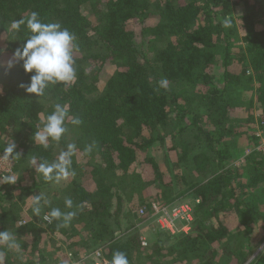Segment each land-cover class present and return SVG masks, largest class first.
<instances>
[{"label":"trees","instance_id":"16d2710c","mask_svg":"<svg viewBox=\"0 0 264 264\" xmlns=\"http://www.w3.org/2000/svg\"><path fill=\"white\" fill-rule=\"evenodd\" d=\"M33 11L78 46L75 82L42 97L20 87L33 74L22 62L7 68L30 36L26 24L15 34L10 25ZM56 104L67 108L68 131L45 149L34 134ZM260 123L264 0H0V155L15 144L18 177L0 184V231L21 245L0 249L4 264H95L96 250L109 264L115 251L129 264H264ZM69 144L75 175L44 181L36 165ZM43 192L76 212L67 227L44 219L50 200L34 215L30 197ZM185 198L197 200L189 232L157 230L143 246L136 217Z\"/></svg>","mask_w":264,"mask_h":264},{"label":"clouds","instance_id":"9594fccd","mask_svg":"<svg viewBox=\"0 0 264 264\" xmlns=\"http://www.w3.org/2000/svg\"><path fill=\"white\" fill-rule=\"evenodd\" d=\"M30 32V36L25 40L21 48H17L12 58L7 63L10 70L15 63L22 62V68L25 73H33L30 76V82L27 85L21 84L27 93L34 94L35 97H42L46 90L58 83L69 84L76 80V68L74 67L73 52L78 50L75 43L76 37L67 28H62L58 22L44 23L35 11L31 12L27 18H21L11 23L10 29L15 34L20 30L21 25H25ZM232 25L231 17H225L222 22L224 28ZM68 111L65 106L54 105V110L42 121V128L34 134L35 141H38L45 149L49 146V141L59 143L62 136L68 131L65 120ZM73 125L82 123L79 117L71 120ZM94 143L84 149V154L91 153ZM15 144L8 143L3 154L0 155V164L11 165ZM76 145L69 144L66 151H62L57 160L52 163L43 162L36 165L35 170L41 174L46 182L59 184L69 176H74L75 172L71 170L72 156L75 154ZM11 157V161H10ZM32 163L35 164V158ZM18 177L12 173L10 167L8 174L0 175V184H15ZM31 209L35 216H39L42 206L48 201L42 195H32ZM43 201V205H42ZM65 207L72 208V200L65 199ZM76 212H61L59 208H52L44 217L49 223L52 220H60L58 227H67ZM0 249L14 251L19 253L21 245L17 240L16 234L8 230L0 231ZM5 252L0 250V264H4ZM110 264H129L128 258L124 252L115 251Z\"/></svg>","mask_w":264,"mask_h":264},{"label":"built area","instance_id":"2783aa9c","mask_svg":"<svg viewBox=\"0 0 264 264\" xmlns=\"http://www.w3.org/2000/svg\"><path fill=\"white\" fill-rule=\"evenodd\" d=\"M258 137L259 145L257 149L264 153V125H262V129L259 131ZM152 216L157 219L156 222L161 228H165L167 230L163 231L168 233L170 237L188 233L190 225L193 221L192 209L186 204H177L170 209L152 205ZM179 221L183 222V226L181 228L175 227V223ZM173 230H175V232ZM93 258L95 260V264H109V262L102 257V253L99 250L94 252Z\"/></svg>","mask_w":264,"mask_h":264},{"label":"rangeland","instance_id":"374dc122","mask_svg":"<svg viewBox=\"0 0 264 264\" xmlns=\"http://www.w3.org/2000/svg\"><path fill=\"white\" fill-rule=\"evenodd\" d=\"M242 97H244V96L242 95ZM248 97H249V92H246L245 93V100H247ZM260 124H261V126L264 125V123H260ZM257 127L258 126H256V128ZM256 130H259V128H257ZM10 161H11V157H10ZM239 162L240 161L236 162L235 164L238 165ZM9 167H10V170L12 172L13 162H12V164L10 166L7 165V164H0V173L2 175L3 174H8ZM39 195H42L46 200H50L51 201V205L55 206V208L58 207V202H59V204H60V202H62V196L61 195H59V196H54V195L50 196V195H47L46 192L40 193ZM195 202H196V200H193V198L178 199L177 201H175L173 203V205H170V206L166 207V209H170V208L174 207L177 204H182V205L186 204L188 207H190L192 209V215H193V206H194ZM42 203H43V201H42ZM157 205H159V204H157ZM126 211H127V207L125 209V212ZM141 216L142 215H140L138 218L136 217V222L138 223V225L143 222V225H141V227H138L136 230H139V233H140V235L142 237L141 243H142L143 246L147 247L154 240L155 235H157L154 231H157V230L161 231L162 232L161 233L162 237L163 236L164 237L165 236H169L168 233L164 232V231H167V230L165 228H161L160 225L157 224V222H156L157 219L154 216H152V212H150L148 215H145L144 218H140ZM147 219L148 220H152V223H154L155 225H153V224H152V226L147 225L148 224V221H146ZM182 223H183L182 221H179V222L175 223V227L181 228L183 226ZM127 224H129L128 221L124 220L123 226L126 227ZM173 231L175 232V230H173ZM117 237H119V234H117ZM90 258H92V260H93V256H91Z\"/></svg>","mask_w":264,"mask_h":264}]
</instances>
